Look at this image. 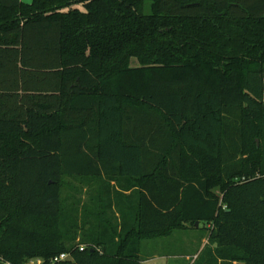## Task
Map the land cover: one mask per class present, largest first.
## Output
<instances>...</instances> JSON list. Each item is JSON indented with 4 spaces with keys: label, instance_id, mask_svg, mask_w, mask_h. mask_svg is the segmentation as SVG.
Wrapping results in <instances>:
<instances>
[{
    "label": "trees",
    "instance_id": "16d2710c",
    "mask_svg": "<svg viewBox=\"0 0 264 264\" xmlns=\"http://www.w3.org/2000/svg\"><path fill=\"white\" fill-rule=\"evenodd\" d=\"M196 222L203 264H264V0H0V264Z\"/></svg>",
    "mask_w": 264,
    "mask_h": 264
},
{
    "label": "rangeland",
    "instance_id": "374dc122",
    "mask_svg": "<svg viewBox=\"0 0 264 264\" xmlns=\"http://www.w3.org/2000/svg\"><path fill=\"white\" fill-rule=\"evenodd\" d=\"M66 182L71 188L66 187L64 189L65 198L74 194L76 197L82 198L83 203L88 200L87 185L82 182L81 178L68 177ZM74 187L79 189L77 193L73 189ZM67 189L69 192L66 191ZM208 228H210V224L198 223L196 228L190 227L185 230H177L169 236L143 240L141 244V257L144 262L141 264H193L200 254L201 258L197 261V264H203L206 258L205 252L208 251L207 245L209 244ZM79 240L80 236L78 237ZM215 247L216 245L213 244V248ZM150 257L154 258L146 260L150 259ZM233 264L242 263L234 262Z\"/></svg>",
    "mask_w": 264,
    "mask_h": 264
},
{
    "label": "built area",
    "instance_id": "2783aa9c",
    "mask_svg": "<svg viewBox=\"0 0 264 264\" xmlns=\"http://www.w3.org/2000/svg\"><path fill=\"white\" fill-rule=\"evenodd\" d=\"M245 178H242V180H244ZM81 250L84 249V246L82 245L80 247ZM71 258V255L70 253L68 252H62L58 255H56L55 257H53L51 259V262L54 264V263H58V262H61V261H65V260H68ZM44 263V259L41 258V257H34V258H30L28 259L25 264H43ZM5 264H12L11 262L7 261Z\"/></svg>",
    "mask_w": 264,
    "mask_h": 264
},
{
    "label": "crops",
    "instance_id": "0c3cea01",
    "mask_svg": "<svg viewBox=\"0 0 264 264\" xmlns=\"http://www.w3.org/2000/svg\"><path fill=\"white\" fill-rule=\"evenodd\" d=\"M22 1H23V2H26V3H31L33 0H22ZM215 248H216V247H215ZM215 248H214V249H215ZM152 256H156V255H152ZM152 258H154V257H150V259H146V260H151ZM146 260H145V261H146ZM142 262H144V261H142ZM142 262H141V263H142Z\"/></svg>",
    "mask_w": 264,
    "mask_h": 264
},
{
    "label": "water",
    "instance_id": "95a60500",
    "mask_svg": "<svg viewBox=\"0 0 264 264\" xmlns=\"http://www.w3.org/2000/svg\"><path fill=\"white\" fill-rule=\"evenodd\" d=\"M198 223H199V222H196V225H197V226H198Z\"/></svg>",
    "mask_w": 264,
    "mask_h": 264
}]
</instances>
